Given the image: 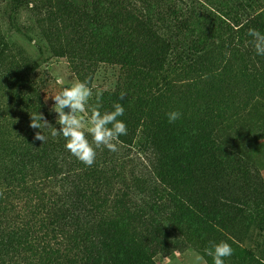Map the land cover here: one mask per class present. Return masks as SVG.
I'll list each match as a JSON object with an SVG mask.
<instances>
[{"label": "trees", "instance_id": "1", "mask_svg": "<svg viewBox=\"0 0 264 264\" xmlns=\"http://www.w3.org/2000/svg\"><path fill=\"white\" fill-rule=\"evenodd\" d=\"M206 7L202 6L204 13L208 12ZM247 10L258 15L246 22L219 18L229 37L234 40L235 33L243 46L249 39L248 29H257L264 18V5L255 7L252 1L242 4L241 11ZM227 23L237 25V30ZM193 38H188L193 43L188 49L177 44L181 43L178 39L171 38L176 47L164 39L159 52L147 50L137 57L130 51V58L117 60L122 76L112 104L120 102L124 108L131 101L139 104L134 115L143 120V135L150 138L133 147L139 157L106 161L98 172L95 166L73 157L61 137L45 131L43 153L24 170L18 139L35 140L32 114L52 115L38 95L31 67L12 55L10 43L0 31V167H11L8 178L0 177V264H134L130 248L112 251L101 235L108 204L118 215L124 204L136 201L153 209L171 206L193 218H213L203 211L205 208L191 204L190 185L196 176L206 183L215 178L226 189L234 184L230 170L237 166L232 144L243 134H236L231 124L249 133L263 131L264 72L255 64L258 78L254 81L261 100L252 103L238 93V81L230 80L235 66L228 60L225 69L215 68L216 63L208 66L216 61L206 54L210 53L208 38ZM246 49L252 60L251 50ZM174 51L178 54L173 67L165 58ZM242 80L252 85V80ZM121 92L127 93L123 100ZM172 110L182 116L169 123L166 113ZM120 143L123 148L132 146L128 140ZM129 164L137 173H126ZM108 175L115 180L113 189L111 179H105ZM110 232H115L112 237L118 235L112 229ZM139 233L148 239L155 235L148 226ZM160 245L158 238L151 252Z\"/></svg>", "mask_w": 264, "mask_h": 264}, {"label": "rangeland", "instance_id": "2", "mask_svg": "<svg viewBox=\"0 0 264 264\" xmlns=\"http://www.w3.org/2000/svg\"><path fill=\"white\" fill-rule=\"evenodd\" d=\"M250 1L255 7L264 5V0H20L19 3L0 0V31L6 35L12 55L31 67L30 76L39 87L38 95L44 101L45 110L52 115L43 116L59 129L56 114L51 111L54 101L50 97L45 101V97L71 83L85 81L94 93L90 104L96 106L95 91L101 90L100 111L111 110L114 92L121 84L122 76L117 60L125 56L130 58L131 53L139 57V53L147 50L159 52L164 39L167 43L171 38L178 39L181 43L177 44L188 49L193 44L188 38L191 36L192 39L193 35V41L198 37L208 38L206 46L210 53L206 54L216 61L207 65L216 63L215 68L225 69L228 60L235 66L229 76L230 80L238 81V93L257 103L261 97L254 81L258 78L255 64L264 72V57L258 58L255 54L251 37L244 46L239 44L235 33L232 40L219 19L246 22L249 17L257 16V12L241 11L242 4L247 5ZM204 3L207 13L201 10ZM227 24L231 29L234 27ZM237 28L236 25L232 30L235 32ZM257 30L264 32V18ZM246 48L251 50L252 60L247 56ZM177 54L174 51L165 58L173 67ZM242 79L252 80V85ZM124 105L125 112L120 119L126 123L128 132L119 140H128L132 146L123 148L119 143L117 152L103 147L97 149L92 166L98 172L106 161L119 157L133 159L138 155L133 147L150 140L143 135V120L134 115L139 104L131 101L128 106L127 103ZM145 106L149 107L148 104ZM231 126L236 134H243L238 136L239 143L232 144L237 166L230 170L234 184L226 189L225 184L215 178H209L210 182L206 183L196 176L189 188L191 204L205 208L201 209L212 215L213 222L208 218H193L171 206L153 209L147 203L136 201L124 204L118 215L113 205L108 204L100 232L112 245V251L130 248L134 264H192L197 254L203 257L200 264H212L205 249L212 242L226 241L234 253L225 258V264H264V129L249 133L234 124ZM32 130L34 135L40 131ZM57 136L65 141L62 136ZM27 138L18 139L24 170H28L32 160L43 153L42 144H45ZM88 138L91 140L90 136ZM11 166L18 169L13 162ZM10 170V166L0 167V177L8 178ZM133 170L136 172L129 164L125 171ZM105 179H111L112 189L116 187L110 175ZM176 212L180 216H176ZM147 226L155 234L149 235L150 239L139 233ZM111 229L118 233L116 237H112L115 232H110ZM158 238L160 249L151 252V246L158 243Z\"/></svg>", "mask_w": 264, "mask_h": 264}, {"label": "clouds", "instance_id": "3", "mask_svg": "<svg viewBox=\"0 0 264 264\" xmlns=\"http://www.w3.org/2000/svg\"><path fill=\"white\" fill-rule=\"evenodd\" d=\"M247 34L251 37L250 44L255 54L264 57V32L249 28ZM93 95V89L87 82L76 81L54 95L45 97V101L49 97L54 101L51 111L56 114V124L60 127L57 129L44 118L42 113L36 112L31 115L30 126L40 131L35 133L34 139L44 143L47 139L45 131L53 137L62 136L66 141L65 149L86 166L94 164L96 150L101 147L117 152L119 138L126 136L128 132L126 123L120 119L124 115L125 108L120 102H115L111 110L101 112L100 101L103 92L95 91V107L90 104ZM126 95V92H121L120 99L123 100ZM166 116L169 123H174L181 118L182 113L172 110L167 112ZM205 253L211 256L212 264H225V258L231 257L234 249L226 241L212 242L210 247L205 249ZM202 259L203 257L197 254L192 264H200Z\"/></svg>", "mask_w": 264, "mask_h": 264}]
</instances>
